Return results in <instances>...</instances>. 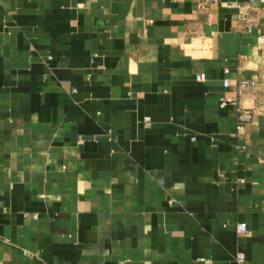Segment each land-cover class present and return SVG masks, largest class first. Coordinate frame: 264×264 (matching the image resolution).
<instances>
[{
  "label": "crops",
  "instance_id": "0c3cea01",
  "mask_svg": "<svg viewBox=\"0 0 264 264\" xmlns=\"http://www.w3.org/2000/svg\"><path fill=\"white\" fill-rule=\"evenodd\" d=\"M228 1L0 0V264H264V2Z\"/></svg>",
  "mask_w": 264,
  "mask_h": 264
},
{
  "label": "built area",
  "instance_id": "2783aa9c",
  "mask_svg": "<svg viewBox=\"0 0 264 264\" xmlns=\"http://www.w3.org/2000/svg\"><path fill=\"white\" fill-rule=\"evenodd\" d=\"M214 1H217V0H197V4H198V6L202 7L203 5H205V3L214 2ZM248 1H252V0H248ZM259 1L264 2V0H259ZM226 4L228 6H236L237 5V3L234 0L228 1V2H226ZM237 15L243 18V26L246 29H249V28L255 26L256 23L253 20H250L248 18L247 10H243L241 13L238 12ZM195 77L197 79H199L200 77H202V74L198 73L195 75ZM223 84L226 85L225 80L223 81ZM252 84H253L252 78H238L236 80L235 84L232 86V91H233L232 95H228V96L220 95L217 97V104L219 107H223L224 105H226L228 103L233 105L235 129L241 128V126L251 118L252 111L249 108L240 106V104L238 102V97H239V95L243 89L250 87ZM236 230L239 232L246 231L245 224L243 222H238L236 224ZM198 259L207 263V264L210 263L209 258L201 256V257H198ZM233 260H234L235 264H246L244 261L243 252H241V251H236L234 253Z\"/></svg>",
  "mask_w": 264,
  "mask_h": 264
}]
</instances>
